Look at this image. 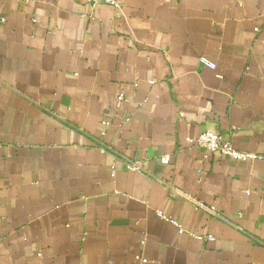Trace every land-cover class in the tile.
Instances as JSON below:
<instances>
[{"label":"crops","instance_id":"obj_1","mask_svg":"<svg viewBox=\"0 0 264 264\" xmlns=\"http://www.w3.org/2000/svg\"><path fill=\"white\" fill-rule=\"evenodd\" d=\"M115 1L0 0V264H264V160L194 145L264 155V0Z\"/></svg>","mask_w":264,"mask_h":264},{"label":"built area","instance_id":"obj_2","mask_svg":"<svg viewBox=\"0 0 264 264\" xmlns=\"http://www.w3.org/2000/svg\"><path fill=\"white\" fill-rule=\"evenodd\" d=\"M97 2H104L111 5H114L116 7L119 6V4L115 0H96ZM255 30H258L257 28ZM200 62L210 68H214V64L209 62L206 58L201 57ZM119 100H123L122 95L118 96ZM111 121L108 118H103L100 122L101 130H100V136L101 138L105 135L107 129L111 126ZM194 145L200 149L202 153V157L204 159H207L211 156H227L233 161H249L253 159H263L264 155L252 153V152H245L240 151L238 149H235L230 141V138H228L226 135L220 134L218 132L212 131V130H204L200 132L197 137L194 139ZM99 149L101 151H105L107 149V146L103 144L102 141L99 142ZM123 162L125 164V167L128 170L132 171H144V166L139 161H132L130 159H127L126 157H122ZM160 162L162 164H168L169 163V155L165 154L160 157ZM112 175H114V172L112 170ZM195 204L198 208H204L209 211H212V209L206 208L202 203L196 201ZM160 214V212H159ZM178 228L179 231H182V228L179 224ZM199 238H201L199 236ZM203 238H206L207 240H213V237L211 235L203 236ZM142 262H146L145 259H141Z\"/></svg>","mask_w":264,"mask_h":264}]
</instances>
